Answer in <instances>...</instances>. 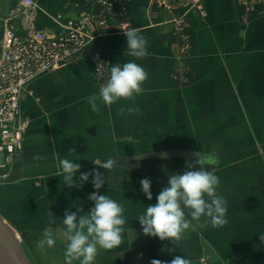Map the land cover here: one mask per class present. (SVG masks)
<instances>
[{"label": "rangeland", "instance_id": "obj_1", "mask_svg": "<svg viewBox=\"0 0 264 264\" xmlns=\"http://www.w3.org/2000/svg\"><path fill=\"white\" fill-rule=\"evenodd\" d=\"M110 67L106 60L94 62L96 94L106 82ZM204 98L198 96L196 100L190 94L178 93L136 96L132 101L117 102L113 105L112 114H109L106 110L85 112L79 104L69 110L54 111L45 105V100L35 96L32 102L38 106L36 117L44 118L47 123L43 126L50 129L47 134L42 132L38 144L44 148L47 145L54 146L61 157L40 164L41 175L37 179L30 173L24 180H18L17 184L62 183V176L58 175L61 172L59 161L67 158L81 164L80 172L100 170L104 174L105 184L99 194L123 204L124 216H127L124 229L129 228V233L134 232L129 240L131 251L122 256L124 259H136L141 254L139 251L148 248L149 254H144V257L149 256L150 261L158 259L170 262L179 255L201 264H222L226 261L231 264H264V246L259 240V234L264 233V94L260 97L250 96L249 99L247 97L252 106L247 110L242 104L245 98L235 94H231L228 101L227 96L222 95L213 96L208 103L204 102ZM41 104L44 106H39ZM121 106L138 107L140 111L121 116L118 114ZM26 119L30 125L29 117ZM27 132L21 154L26 148ZM126 137L132 140L121 141ZM73 147L76 151L91 152L95 156L73 155L75 152H69ZM180 149H191L218 157L212 171L220 180L219 194L228 202V223L213 228L210 223L207 227H201L193 221L182 240L173 245L167 239L161 241L158 237L142 236L140 232L143 230L136 232L142 229L137 218L148 205L157 202L156 196L167 185L168 174L182 173L191 159L148 160L133 165L148 166V175L121 169L116 163L111 170H107L102 164L110 158L119 161L115 158ZM162 165L166 167L167 174ZM12 169L2 172L1 186L11 183ZM80 172L76 174L77 178ZM145 177L152 181V200H148L141 190L140 181ZM92 179L90 176L86 184L93 185ZM86 188L88 196L94 192L93 186ZM88 196L87 200L78 202L77 207L71 211L81 209L80 212L87 213L93 207ZM8 205H13L10 211L18 220L27 219L22 207H28L30 203L20 200L9 202ZM20 221L15 222L17 233L30 252L28 255L33 263L64 264L66 242L64 246L39 248L37 242L42 233L33 232L27 220ZM94 264H113V249H100Z\"/></svg>", "mask_w": 264, "mask_h": 264}, {"label": "crops", "instance_id": "obj_2", "mask_svg": "<svg viewBox=\"0 0 264 264\" xmlns=\"http://www.w3.org/2000/svg\"><path fill=\"white\" fill-rule=\"evenodd\" d=\"M114 1L113 14H105L100 0H36L37 8L29 18L30 29L25 30L21 25L17 29L22 36H27L32 31L56 33L61 31L56 21L59 15L67 20H75L84 12L104 14L111 26L125 22L128 30L137 29L147 38L149 55L135 61L149 73L147 81L142 85L144 92L139 96L190 94L196 100L198 96H205L204 102L208 103L215 95L227 96L228 101L229 96L235 94L239 98H245L242 104L247 110L252 107L247 97L249 99L250 96L260 97L264 94V0ZM20 2L21 0H0V46L5 27L4 19L11 10L19 7ZM126 48L127 38L124 33L102 32L89 47L88 55L72 65L42 76L30 85L29 90L33 92V96H26L21 105L23 116L29 117L31 122L26 148L11 171V183L4 187L0 185V214L16 230L15 222L20 220L11 214L13 205L9 206V202L16 203L21 200L30 203L28 207L23 206L22 211L27 215L30 229L37 233L43 232L50 209L58 218L57 225L54 226V231L58 232L64 227L59 222L64 218L65 209L77 207L78 202L87 200L86 187L93 186L85 183L83 188H68L62 183L49 182H38L35 185L25 183L20 186L17 184L18 180H24L30 173L37 179L41 175L40 164L54 157H61L54 146L47 145L44 148L38 144L41 142L42 132L47 134L50 129L43 126L47 123L44 118L36 117L38 106L32 102L33 98L38 96L45 100V105L52 107L54 111L69 110L79 104L85 112H93L86 97L96 94L94 62L106 60L111 66L135 60L125 54ZM100 110L112 114L113 105L101 104ZM128 139L126 137L121 141ZM88 153L76 151L73 155L95 156ZM147 154L151 153L115 158L119 160L116 164L121 169L148 175V166H133L139 161H148L142 159ZM205 155L218 160L216 155ZM216 164L209 169L214 170ZM84 214L85 212H80V215ZM26 220L22 219L20 222ZM126 229L122 234V244L113 249V264H150V257H144V254H149L148 248L146 251H139L143 254L142 258L122 257L131 251L129 240L134 236V232L129 233V228ZM139 231L142 229L136 230ZM140 233L143 236V232ZM39 237L42 239V234ZM57 241L59 243L56 245L64 246L65 241L59 233L56 236ZM46 248L48 247L45 246ZM27 253L30 255L29 251ZM191 264L201 263L195 260ZM222 264L231 263L226 261Z\"/></svg>", "mask_w": 264, "mask_h": 264}, {"label": "clouds", "instance_id": "obj_3", "mask_svg": "<svg viewBox=\"0 0 264 264\" xmlns=\"http://www.w3.org/2000/svg\"><path fill=\"white\" fill-rule=\"evenodd\" d=\"M123 32L127 38L125 54L135 60L111 65L110 74L100 86L98 94L86 97L93 112L98 113L101 104L112 106L122 99L132 101L144 92L142 85L147 81L149 73L135 61L145 59L149 55L147 38L134 28ZM139 111L138 107L121 106L118 114L132 115ZM69 152L76 150L73 147ZM162 158L166 159L167 156ZM115 163L116 161L110 158L102 167L111 170ZM214 163V157L204 156L197 151L193 153V159L187 162L182 173L168 174L167 185L156 196L157 202L148 205L145 212L137 218L145 236L158 237L161 241L167 239L176 245L192 226L193 221L201 227H207L210 223L213 228L223 227L228 223V202L218 192L219 177L206 166ZM59 164L61 172L58 175L62 176V184L68 188H83L89 177L93 178L95 191L88 196L93 202V207L84 215L79 214L81 209H65L64 218L59 222L64 227L58 232L54 231L58 218L49 209L48 222L37 247H54L59 233L66 242L64 264H94L100 249L110 251L122 244L124 225L127 223L125 208L111 197L99 194L105 184L104 174L100 170L80 172L81 164L67 158L60 159ZM161 167L166 172V167ZM78 172L80 175L77 178ZM140 184L144 195L148 200H152L151 179L145 177L141 179ZM259 240L264 246V233L259 234ZM142 255L139 254L138 258H142ZM150 264H191V261L177 255L170 262L152 259Z\"/></svg>", "mask_w": 264, "mask_h": 264}, {"label": "built area", "instance_id": "obj_4", "mask_svg": "<svg viewBox=\"0 0 264 264\" xmlns=\"http://www.w3.org/2000/svg\"><path fill=\"white\" fill-rule=\"evenodd\" d=\"M100 4L105 14H113L114 0H100ZM36 8V0H21L4 19L0 46V178L4 170L14 167L23 149L29 121L21 105L26 96H33L30 85L88 55L89 47L102 32L119 34L128 30L125 22L111 26L104 14L84 12L75 20L57 16L60 32L32 31L22 36L17 27L29 30V18Z\"/></svg>", "mask_w": 264, "mask_h": 264}, {"label": "water", "instance_id": "obj_5", "mask_svg": "<svg viewBox=\"0 0 264 264\" xmlns=\"http://www.w3.org/2000/svg\"><path fill=\"white\" fill-rule=\"evenodd\" d=\"M194 151L172 150L144 155V160H166L173 158L193 159ZM164 155L167 158H162ZM204 156H207L203 154ZM215 158V157H214ZM218 160L215 158V165ZM0 264H34L23 245L17 230L0 214Z\"/></svg>", "mask_w": 264, "mask_h": 264}]
</instances>
